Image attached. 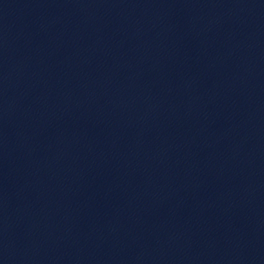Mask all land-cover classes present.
<instances>
[{
    "label": "water",
    "instance_id": "1",
    "mask_svg": "<svg viewBox=\"0 0 264 264\" xmlns=\"http://www.w3.org/2000/svg\"><path fill=\"white\" fill-rule=\"evenodd\" d=\"M0 264H264V0H0Z\"/></svg>",
    "mask_w": 264,
    "mask_h": 264
}]
</instances>
